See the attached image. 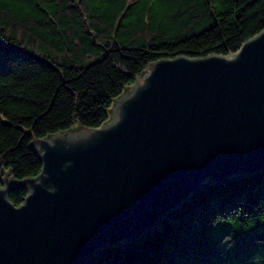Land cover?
I'll return each mask as SVG.
<instances>
[{
	"label": "trees",
	"instance_id": "obj_1",
	"mask_svg": "<svg viewBox=\"0 0 264 264\" xmlns=\"http://www.w3.org/2000/svg\"><path fill=\"white\" fill-rule=\"evenodd\" d=\"M263 30L264 0H0V186L41 173L35 139L107 123L152 62L228 56ZM86 264H264V171L201 187Z\"/></svg>",
	"mask_w": 264,
	"mask_h": 264
},
{
	"label": "water",
	"instance_id": "obj_2",
	"mask_svg": "<svg viewBox=\"0 0 264 264\" xmlns=\"http://www.w3.org/2000/svg\"><path fill=\"white\" fill-rule=\"evenodd\" d=\"M33 144L41 173L1 178L0 264H86L138 242L201 187L264 171V30L228 56L152 62L107 123Z\"/></svg>",
	"mask_w": 264,
	"mask_h": 264
}]
</instances>
